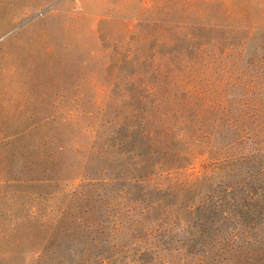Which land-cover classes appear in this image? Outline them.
Returning <instances> with one entry per match:
<instances>
[{"label": "rangeland", "instance_id": "374dc122", "mask_svg": "<svg viewBox=\"0 0 264 264\" xmlns=\"http://www.w3.org/2000/svg\"><path fill=\"white\" fill-rule=\"evenodd\" d=\"M236 59L258 85L248 124L264 127V0H0V264H264V216L253 228L210 219L233 189L226 157L206 150L234 134L218 113L211 135L180 139L197 116L168 109L185 166L141 189L104 181L136 68H162L149 77L171 98L211 103Z\"/></svg>", "mask_w": 264, "mask_h": 264}, {"label": "trees", "instance_id": "16d2710c", "mask_svg": "<svg viewBox=\"0 0 264 264\" xmlns=\"http://www.w3.org/2000/svg\"><path fill=\"white\" fill-rule=\"evenodd\" d=\"M213 27L201 25L204 30H213ZM206 40V36L197 34V50L203 46L208 47L212 42L207 40V45H204ZM227 55L229 57L226 62L230 60V50ZM238 56L240 57V54ZM231 64L229 67L224 66V70L225 73L230 70L232 79L225 82L224 79H220L216 86L221 91L211 103H207L200 94L197 95V101L188 93L184 96L176 94L171 98L167 85L154 83L149 77L152 71L162 73V68L159 66L136 68L129 76L131 87L124 90V96L116 99V103L120 105V112L111 120H117L116 118L121 115L123 121L121 124L117 121L118 128L114 129L110 138L112 147L110 155L114 159L115 171L105 176L104 181L112 185L120 184L121 188L130 183L141 189L155 173L171 172L185 166L180 159L184 157L183 151L169 142V132L175 127L166 123L168 109L173 113L184 111L187 116L193 114L197 116V121L191 124L187 121L188 127L182 132L176 131V134H181L180 139L188 138L196 132L197 139L200 135H211L213 131L209 130V117L213 113H218L215 124L232 128L234 134L221 147L214 144L206 145V150L213 157L217 155L226 157L224 163L229 165L226 174L231 178L227 183L233 189H228L229 185L227 186L224 190L225 204L215 203L210 219L232 223L235 221L241 227L253 228L261 220L257 219V216H264V163H255L264 155V152H261L264 148V127L249 125L247 118L250 114L256 117L260 107L257 82L253 76L237 68L239 59L232 60ZM229 83L239 85L241 94L230 93ZM174 84L179 90L187 89V83L183 81L177 80ZM197 143L203 146L202 141ZM250 169L252 171L249 172ZM243 172H248L245 178L257 176L259 186H251L248 179L241 178Z\"/></svg>", "mask_w": 264, "mask_h": 264}]
</instances>
